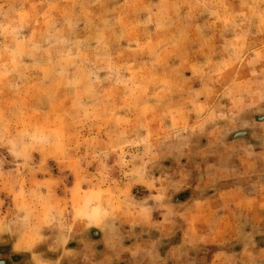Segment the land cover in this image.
<instances>
[{
    "label": "clouds",
    "instance_id": "clouds-1",
    "mask_svg": "<svg viewBox=\"0 0 264 264\" xmlns=\"http://www.w3.org/2000/svg\"><path fill=\"white\" fill-rule=\"evenodd\" d=\"M0 264H264V0H0Z\"/></svg>",
    "mask_w": 264,
    "mask_h": 264
}]
</instances>
